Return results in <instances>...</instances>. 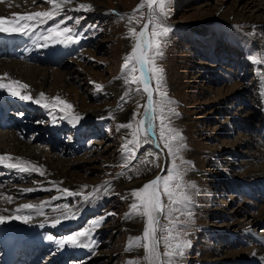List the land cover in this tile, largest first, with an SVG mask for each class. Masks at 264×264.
Returning a JSON list of instances; mask_svg holds the SVG:
<instances>
[{
	"label": "rangeland",
	"instance_id": "374dc122",
	"mask_svg": "<svg viewBox=\"0 0 264 264\" xmlns=\"http://www.w3.org/2000/svg\"><path fill=\"white\" fill-rule=\"evenodd\" d=\"M15 1L23 2L21 8L25 14L21 15L52 8L44 0H5V4L10 3L8 7H12L17 5ZM83 1L73 0L60 15L43 24L29 22L30 27L20 32L27 31L33 36L20 37L16 42H25L19 45L15 46L13 39L0 38V47L10 45L9 49L14 50L7 53L8 46H4L0 50V61H17L18 66L29 65L36 71L38 85L33 93L43 92L49 98L59 96L73 106L64 111H61L63 106L45 109L36 104L38 107L29 108L28 101L5 96L3 98L11 102L9 106L0 107V118L7 119L5 123L17 122L16 129L10 130L18 132L17 142L20 140L52 157L53 161L47 159L51 165L56 160L64 161L61 165L57 163L58 167L84 181L80 183L81 189L72 191L82 195L67 196L58 191L59 188H42L49 182L39 172L20 173L5 165L0 167L2 211L27 203L35 207L20 208L26 216L37 208L42 215L51 214V224L41 227L42 236L25 228L14 230L19 238L28 239L25 245L41 242L47 230L54 236L42 242L41 247L45 249L42 254L34 253V258L23 264H127L130 259L143 257L142 249L125 250L128 240L142 235L145 228L143 218H126L135 199L130 197V192L149 182L145 179L162 165L164 170L160 176L171 172L173 161L183 175V190L192 199L190 217L174 213L179 221L185 222L179 226V236L174 242L190 241L177 264H251L254 262L251 251L264 249V221H261L264 218V178L257 179L264 174V0H167L165 23L171 31L161 38L166 43L157 64L164 69L162 90L173 101L171 107L176 113L169 115L170 126L181 133L184 148L179 157L170 156L161 140L163 162V155L151 145V140L144 143L141 136L136 159L127 168L123 167L121 149L125 139L132 138V130L117 131L116 128L129 122L134 110L139 113L135 118L137 122L143 118L145 109H137V102L145 105L146 96L133 93L121 99L125 85L117 77L121 75L125 55L134 44L128 36L129 28L135 27L140 32V26L148 23L149 9L145 4L130 24L129 15L142 0ZM79 3H97L100 8L76 10L75 4ZM256 11L260 20H248L255 17ZM21 23L24 22L17 20V25ZM57 25L60 29H71L70 35L76 42H54L64 39L55 36L45 39L49 30ZM250 57L259 62L254 63ZM59 71L64 74L57 76ZM16 75L25 80L18 71ZM114 80L118 85L115 86L117 95L93 94L96 85H109ZM152 86L155 87V81ZM153 98L160 100L158 93H154ZM124 104L131 111L124 118H113ZM74 105L89 112L104 109L110 115L84 118L86 114L75 111ZM77 115L80 119L71 122ZM55 121L61 122L56 129L50 126ZM155 123L157 136L159 115ZM27 150L20 146L15 150L10 148L9 152L27 160ZM70 160L72 163L68 162ZM121 172L125 175L118 176ZM132 174L142 182L129 186L132 178L128 177ZM109 181L110 190L101 188L99 193H93L94 188ZM29 188L35 190L24 191ZM85 196L89 199L85 200ZM123 196L129 199H122ZM89 200L90 207L80 209ZM164 200L167 202L166 197ZM76 217L78 220H74ZM56 218L61 222L54 225ZM97 220L99 225L93 227L92 222ZM161 223L167 225L168 221L162 218ZM62 224L70 225L57 230ZM85 229L89 235L77 239L78 244H88L87 247L58 246L57 241ZM160 251H166L163 243ZM65 252L66 256H62Z\"/></svg>",
	"mask_w": 264,
	"mask_h": 264
},
{
	"label": "snow or ice",
	"instance_id": "6c2138e0",
	"mask_svg": "<svg viewBox=\"0 0 264 264\" xmlns=\"http://www.w3.org/2000/svg\"><path fill=\"white\" fill-rule=\"evenodd\" d=\"M47 4L51 5V11H37L35 13L20 15L14 19H5L0 17V33H12L19 32L22 29L30 27L29 22H36L37 24H43L47 19L60 15L67 5H72L73 0H44ZM147 4L149 9L148 23L144 24L143 29L137 32L135 27H130L128 36L134 40V44L131 47L129 54L125 55L124 62L122 64L121 75L117 79L121 80L125 85V91L122 93L121 99L130 97L133 93L146 96V104L140 105L137 102V109L144 107L143 118L138 122L136 116L139 114L138 110H134L132 118L127 123H121L117 125L116 130L131 129V139H125L121 153L123 167L127 168L131 161L136 159V149L141 146L140 137H144V143H147L152 139L153 135H156V118L159 115V134L156 136V143L159 147V142L163 140V147L167 149L170 156L179 157V153L184 148L182 143V135L179 131L170 126L169 115H175V109L171 107L173 101L167 96V92L163 91L164 82V69L159 67L157 60L163 56V44L166 40L161 38L167 37V34L171 31L170 27L166 25L165 20L167 17V0H142L137 9L129 15V23L135 18L137 11H140ZM155 6V7H154ZM92 5L79 3L76 10H90ZM123 18V16H122ZM17 20L24 23L17 25ZM139 23V21H137ZM17 25L16 27H6V25ZM149 25H151V31L149 32ZM72 32L68 27L60 29L59 25L49 30V36L45 39H52L55 37H64V39L54 40V42L64 43L65 41L76 42ZM29 35V32H24ZM67 34V35H66ZM253 59L254 63L259 61ZM139 72V75L136 73ZM3 77H0V89L5 90L13 97H18L20 100L29 101L40 105L45 109L61 107V111L71 110L73 106L61 97L56 96L49 98L45 93H40L39 97H33L31 94H25L23 90L28 89L29 85L22 83L19 80H11L10 82H2ZM155 81V87L153 88L152 82ZM131 85H135L132 88ZM97 89H102V85H96ZM154 93H158L160 100L154 101ZM121 110L123 106L121 105ZM167 109V111H165ZM21 117L23 113L19 114ZM114 118V117H113ZM80 119L77 115L74 120ZM134 124H138V127H134ZM129 133H126V136ZM131 145V147H130ZM158 158V157H157ZM16 160V163H9V161ZM149 163V162H145ZM0 164H4L10 169H16L20 173L31 174L33 172H39L41 176L44 172L41 168H38L34 163L24 160L22 158H14L10 155H0ZM159 167V165H156ZM118 176H124L125 173L121 172ZM131 179V177H128ZM173 181L177 183L173 184ZM86 187V186H85ZM101 188L105 190L111 189V182H105L104 185L93 189V193H99ZM183 175L178 171L175 162L173 161V170L164 176H156L151 181L143 184L139 189H134L130 192V197L135 198L130 204L131 212L126 214V218H132L138 216L145 220V228L142 235L131 237L128 240L126 251L132 252L142 249L144 251L143 257H137L130 259L127 264H177V260L182 258L184 250L189 246L190 241L184 240L180 242H174L179 236V226L184 224V221H179V218L174 213L179 212L181 215L191 216L190 205L192 203L191 196L187 194L183 189ZM35 189L29 188L24 191L32 192ZM67 196L82 195L79 192H72L67 188L57 189ZM181 190V191H177ZM164 197L167 198L165 202ZM11 200V197H8ZM53 199H60V197H53ZM85 200L89 197L85 196ZM122 199H129V196H123ZM183 204L184 207L180 208L179 205ZM23 208L30 209L35 207L31 204H25ZM42 207V206H41ZM64 208H68L64 205ZM19 211V210H18ZM40 214H43L42 212ZM67 218V215H65ZM166 219L168 224H162L161 220ZM10 219H22L20 216L8 217L0 215V224L5 223ZM24 222L28 223L30 217H24ZM102 219V218H101ZM61 221L59 218L54 220V225L59 224ZM100 223L99 220L93 221L92 226L96 227ZM168 225H171L170 227ZM176 235H173V232ZM158 233H160L158 235ZM166 233V234H165ZM89 235L88 229L83 232H76L75 234L68 235L65 239L57 241L59 247H63L65 244L72 246L87 247V244L79 243L78 237ZM49 240L53 237L49 236ZM163 243L166 251L161 253L160 246ZM163 257V258H162ZM166 258V259H165Z\"/></svg>",
	"mask_w": 264,
	"mask_h": 264
},
{
	"label": "bare ground",
	"instance_id": "6f19581e",
	"mask_svg": "<svg viewBox=\"0 0 264 264\" xmlns=\"http://www.w3.org/2000/svg\"><path fill=\"white\" fill-rule=\"evenodd\" d=\"M81 1L84 2L83 0H81ZM85 2H86V0H85ZM86 3H88V2H86ZM15 4H17V5L12 6V7H8V6H11L10 3L5 4V0H0V17L7 19V18H9V16H17V15L25 14L21 8L23 5V2L15 1ZM89 4L93 6L92 9L94 8L95 10H99V8H100L99 4H97V3H93V4L89 3ZM75 5L78 6V4H75ZM65 7L68 8L69 6H65ZM96 7H99V8H96ZM37 11L42 12V10H37ZM258 11H261V10L259 9ZM253 18H255L254 21L260 20L257 17V11L255 12V17L254 16L248 17V20L249 19L253 20ZM31 36H33V35H26L20 31L19 32H12V33H0V38H2V39L8 40V41L13 39L12 42L13 43L15 42V46L19 45L20 43L25 42V41L16 42L20 37L23 39H28ZM7 44H8V42H7ZM4 46H8V45H2V47H0V50H2L4 48ZM27 46H29V45H27ZM9 47H11V46L10 45L8 46L7 53L13 52L14 50L9 49ZM16 62L17 61H14V62H2V61H0V77L4 78L2 82L7 83V82H10L11 80H19L22 83L29 85L28 89L23 90V92L25 94H31L33 97L38 98L39 94L43 93V92H37V93L32 92L34 89H36V87L38 85V75H37L36 71H34V68L29 66V65H25L23 67H20L17 64L18 62L17 63ZM16 71H18L20 76H22V78L25 80H22L21 78H19L18 75H16ZM63 74H64V72L59 71L57 73V76H60ZM57 76H54V77H57ZM121 84H123V83H121ZM102 86H103L102 89H97V87L95 86L96 89H94L95 91L93 92V94L100 95V94H104V93H115L117 95V93H119L117 88L115 87V86H118L116 84L115 80L112 81V83H110L109 85L106 84V85H102ZM5 96L11 97L12 99H15V100L19 99L18 97L11 96L5 90L0 89V98H2V99H0V107L4 106V105H8L11 102L10 100L4 99L3 97H5ZM80 100L82 101L83 99H80ZM26 105L29 106V108L38 107L35 103H32V102H29V104H26ZM123 106H125V107L121 111H118L117 115L115 114L114 118H116V117L118 119L124 118L125 115L131 111V109L129 108V106L127 104L126 105L124 104ZM74 108H75V111L86 114V116L84 118L99 115V114H102V115L105 114L107 116L110 115V113L104 109L101 111H98V112H96V111L95 112H93V111L89 112V110H79V108H77V106H75V105H74ZM33 110H35V109L33 108ZM69 118H70V116H69ZM69 118L67 119V121H69ZM71 122H75V120L71 121ZM10 123L11 124L9 126H12L13 129H16L15 123H13V122H10ZM60 123L58 121L57 122L55 121V123L51 124L50 126L54 125L53 128L56 129V128H58L57 126L61 125ZM5 127H6V123H2V121H0V155H10V156L16 158L18 155L17 154H11L9 152L10 148H12L14 150L18 149L20 146L22 148L23 147H25L26 149L28 148L27 154L25 156L27 161L34 163L36 166H39L44 172V175L42 177L46 181L49 182L48 186H46V187L43 186L42 188H53V187L59 188V189L67 188L70 191H76V190L82 188L81 184H80V183L84 182L82 179L79 181V180L73 178V176L71 177L72 173L67 172V170L66 171L61 170L58 167L57 163L59 165H61L64 161H59V160L57 161L56 160V162H52V165L49 164L47 162V159L50 158V160L53 161L52 157L39 153L40 151H38L36 148H34L33 146H30V145H25L26 143L24 144L20 140H19V142H17V140L15 138H16V136H18V134H17L18 132L17 133H15V131L12 132V131H10L11 129H7ZM6 131H9V132H6ZM19 138H20V136H19ZM155 138H156V136L153 135V137L151 139L152 145L155 144V142H156ZM157 151H159V153H161V154H164L160 150H157ZM68 162L72 163V160H70ZM9 163H15V162L9 161ZM3 166H4V164L0 165V167H3ZM65 166H66V164H65ZM5 168H8V167H5ZM152 176L147 177V179H145V181L150 180ZM131 178H132V181H130L129 186L136 185V184L142 182L139 180V178L135 177L133 174H132ZM263 178H264V174H261L257 179H263ZM91 199H93V198H91ZM89 203H90V200L88 201L87 204L82 205L80 207V209H86V208L90 207ZM23 205H25V204H21L18 206L11 207V208L7 209L8 212L6 210L2 211L3 209L0 207V215H4V216H8V217H13V216L22 217V219H10V220L6 221L5 223L0 224V244H1V246H0V264L2 262L8 261L9 259L16 258L18 254H19V256L17 259H26L28 257H34V253L42 254V252L44 250L41 247V246H43L42 242H44L49 236H52V234H49L48 230H47L45 232V235H44L43 239L41 240V242L36 243V244H34L35 243L34 241L29 242V243H26V245L22 248V244H24L28 239L26 237L19 238L18 234H15L16 232H14V230L17 227L19 228V230H24V228H25V229H27L26 231L31 230V231L35 232L36 235L42 236V233H41L42 228L41 227L44 226V228H46L51 224L50 219H49L51 214L42 215V214H40V208H37L34 211H30L28 213V215L26 216L22 211H18L20 208H22ZM262 211H263V215H264V209H262ZM52 214H55V213H52ZM24 217H30L28 223L24 222V219H23ZM74 220H78V217H76ZM261 221H264V218ZM52 237H54V236H52ZM46 242H48V241H46ZM58 250L60 251V249H58ZM72 250H74V249H72ZM23 251H26L27 253L23 252ZM81 251H83V250H81ZM81 251H79V252H81ZM251 252H252V255L254 257V259H253L254 262H252L251 264H264V249H260L258 251H251ZM58 254H57V256H58ZM54 258L52 257V259H54ZM243 264H247V263H243Z\"/></svg>",
	"mask_w": 264,
	"mask_h": 264
},
{
	"label": "water",
	"instance_id": "95a60500",
	"mask_svg": "<svg viewBox=\"0 0 264 264\" xmlns=\"http://www.w3.org/2000/svg\"><path fill=\"white\" fill-rule=\"evenodd\" d=\"M141 29H143V26H140V31H141ZM152 145V144H151ZM156 150H160V151H162L163 153H164V149H163V147H161L160 145H159V147L157 146V143L155 142V144L154 145H152ZM163 155V162H164V157H165V155L164 154H162ZM163 170H164V167H163V165L161 166V168L158 170V171H156V173L152 176V178L149 180V181H151L152 179H154L156 176H158L161 172H163Z\"/></svg>",
	"mask_w": 264,
	"mask_h": 264
}]
</instances>
